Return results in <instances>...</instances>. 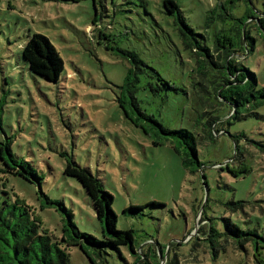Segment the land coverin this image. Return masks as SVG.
<instances>
[{"label": "rangeland", "instance_id": "374dc122", "mask_svg": "<svg viewBox=\"0 0 264 264\" xmlns=\"http://www.w3.org/2000/svg\"><path fill=\"white\" fill-rule=\"evenodd\" d=\"M157 1L116 0L114 4L98 0L96 22L92 0H0V141L8 137L20 158L46 173L45 192L71 205L80 227L96 235H100L99 221L89 195L76 178L63 174L70 160L88 167L114 194L118 228H133L136 245L145 251L158 245L168 250L170 244L182 241L184 252L193 240L184 242L191 239L208 250L203 240L207 236L202 233L204 208L206 214L218 218L221 228L223 218L231 216L242 228L264 233V147L256 143H264V106L258 109L259 115L225 123L226 132L202 142L198 151L203 172L193 173L170 145L155 146L121 105L120 86L128 62L116 54L118 48L137 51L177 86L189 89L186 95L160 84L162 92H169L165 103L151 92L138 90L142 107L155 112L169 127L193 125L203 134L207 118L196 123L192 114L198 104L190 91L187 51L170 27L167 39L163 37L166 23L159 14L154 15L157 21L149 22L138 14H144L146 6L155 13ZM179 1L188 19L198 24H204L206 10L217 3L221 4L219 13L228 9L235 17L249 8L247 0ZM252 1L255 13L264 10V0ZM106 14L113 21L112 29L106 27ZM232 22L229 18L228 26ZM35 32L48 36L65 61L57 82L30 71L23 58V47ZM252 33L256 37L254 29ZM245 43L251 49V40ZM242 61L257 74L259 87H264L262 38L256 37L255 49L246 52ZM226 113L223 107L213 115ZM240 132L244 136L236 142L232 135ZM38 189L36 183L0 172V203L26 206L42 230L60 239L62 215L56 207L43 205L45 199ZM238 200L249 202L237 211L222 203ZM11 208L7 206L6 212ZM69 251L70 264H92L79 246ZM130 255L123 246L122 254L105 255L108 261L100 264H129ZM208 255L206 251L191 257L204 259L202 264H254L251 252L231 244L217 252L214 262L206 260Z\"/></svg>", "mask_w": 264, "mask_h": 264}, {"label": "trees", "instance_id": "16d2710c", "mask_svg": "<svg viewBox=\"0 0 264 264\" xmlns=\"http://www.w3.org/2000/svg\"><path fill=\"white\" fill-rule=\"evenodd\" d=\"M92 1L96 12L94 20L97 22L100 15L98 0ZM112 2L116 4V0ZM219 5L221 4L217 3L206 10L204 24L192 23L179 0H159L156 2L155 13L147 6L145 11L143 10L144 14L138 13L145 22L153 18L155 20L154 15L159 14L166 23L162 26L163 37L167 39L170 27L172 36H175L187 51L191 62L187 63L192 80L190 91L198 104L192 114L195 115L193 119L196 123L200 122L203 116L207 118L203 123V134L197 132L193 125L176 128L167 126L155 112L143 108L136 95L138 90L148 91L159 96L161 102L165 103L169 100V92H162L160 84L166 85L172 92L183 91L186 95L189 94V89L177 86L164 72L146 63L135 50L118 48L116 53L128 62L125 81L120 86L119 99L122 107L144 127L146 134L153 138L155 146L170 145L180 156L182 165L193 173L201 169V173L203 172V162L198 151L202 142L215 140L218 134L226 132L223 127L225 123L259 115L258 109L264 106V87H259L257 74L242 61L246 52L255 49L256 37L262 38L264 42V10L255 13L253 1L247 0V12L243 16L235 17L228 13V9L225 13H219ZM223 7L225 8V5ZM109 16L106 14L104 18ZM229 18L233 20L230 26L227 24ZM106 19V27L112 29L113 21ZM253 29L256 37L253 36ZM248 40L252 42L251 49L246 46L245 42ZM22 54L30 71L49 81L57 82L65 70L61 53L43 33L35 32L30 35ZM223 107L227 109L225 115H213ZM243 136V132L232 135L236 142ZM256 143L264 147L262 141ZM249 171L250 168L245 172ZM0 172L36 183L45 199L43 205L56 207L63 221L62 235L58 239L41 229L26 206L12 201L9 205H6L7 201L0 203V264H70L69 248L72 246H79L92 264L107 262L108 259L104 256L112 252L122 254L123 246L132 256L129 264H202L204 259L196 260L191 255H204V252L208 251L210 255L206 260L214 262L217 260V252L226 249L230 244L251 252L254 264H264V233L257 229L242 228L231 216L223 218L221 228L219 223H216L218 218L206 214L205 208L201 212L206 223L202 233L207 236L203 240L209 247L208 250L198 245L195 239H191L184 242L189 244L193 240L191 247L184 252L180 248L182 241L170 244L168 250L166 246L158 245L157 249L145 251L143 247L136 245L133 228H118V215L113 208L114 194L105 188L101 179L88 167L70 160L66 163L63 174L76 178L86 190L96 211L100 235L82 229L75 218V209L45 192L43 184L46 173H39L30 161L20 158L13 151L8 137L0 141ZM246 202L249 201H222L224 206L232 211L243 208ZM7 206L12 207L8 212ZM131 207L134 210L140 209L139 206ZM172 246L175 247L174 250Z\"/></svg>", "mask_w": 264, "mask_h": 264}]
</instances>
